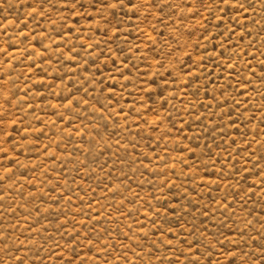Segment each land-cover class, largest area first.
Listing matches in <instances>:
<instances>
[{
	"label": "rangeland",
	"instance_id": "rangeland-1",
	"mask_svg": "<svg viewBox=\"0 0 264 264\" xmlns=\"http://www.w3.org/2000/svg\"><path fill=\"white\" fill-rule=\"evenodd\" d=\"M0 264H264V0H0Z\"/></svg>",
	"mask_w": 264,
	"mask_h": 264
}]
</instances>
